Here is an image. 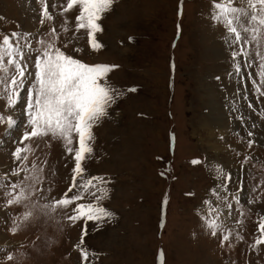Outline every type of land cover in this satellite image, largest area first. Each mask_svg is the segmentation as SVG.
I'll return each instance as SVG.
<instances>
[{
	"label": "rangeland",
	"instance_id": "1",
	"mask_svg": "<svg viewBox=\"0 0 264 264\" xmlns=\"http://www.w3.org/2000/svg\"><path fill=\"white\" fill-rule=\"evenodd\" d=\"M217 2L223 0H117L103 20L101 50L74 41L87 49L72 53L74 58L115 66L108 82L123 93L109 116L94 127V153L86 164L88 176L108 181V196L100 205L113 218L100 225L72 224L61 211L12 234V218L23 209H4L0 194V248L16 257L12 264H88L82 262L79 246L88 250L91 264H264V246L259 252L251 247L264 201L246 205L244 216L234 207L231 217L227 210L219 217L233 233L231 248L221 247L202 224L206 210L202 201L213 199L216 167L230 169L247 192L259 184L257 195L264 193V120L258 116L264 110V96L258 97L247 79L250 71L259 83L257 46H250L255 63L245 70L244 83L229 76L232 61L223 43L224 30L211 20ZM48 3L54 19L41 26L37 0H0V39L14 31L31 32L38 47L36 40L52 39L48 32L54 27L63 49L78 7L61 16L67 0ZM65 18L69 33L60 27ZM260 52L264 54V45ZM245 93L248 98L241 99ZM3 103L0 114L7 115ZM241 114L246 123L239 119ZM248 130L258 140L251 149ZM6 131L0 124V175L14 166L11 152L16 144L4 135ZM22 131V126L14 130V138L18 140ZM244 155L252 159L241 170ZM37 158L46 167L51 196L59 198L72 183L71 155L60 142L51 141L30 160ZM237 220L243 223L238 225ZM236 233L244 239L237 241Z\"/></svg>",
	"mask_w": 264,
	"mask_h": 264
},
{
	"label": "snow or ice",
	"instance_id": "2",
	"mask_svg": "<svg viewBox=\"0 0 264 264\" xmlns=\"http://www.w3.org/2000/svg\"><path fill=\"white\" fill-rule=\"evenodd\" d=\"M37 2L40 5L39 24L44 26L54 17L48 0ZM116 2L67 0L61 16L78 7L74 30L63 43V49L68 51L58 46L61 37L54 27L48 32L52 39L36 40L38 47L32 43L35 37L31 32L14 31L0 39V101H4L2 107L8 110L7 115L0 114V124L6 125L4 135L16 144L11 152L14 166L10 172L0 175V194L5 198L4 209H23L12 218L9 229L12 234L41 218L53 219L61 211L72 224L93 221L100 225L113 218V213L100 205L108 196L105 187L108 181L101 176H88L86 164L94 153V127L109 116V109L123 93L108 82V74L115 66L90 65L74 58L72 53L87 50L77 47L74 41H85L93 51L104 47L99 34L103 31V20ZM213 8L211 20L224 30L223 43L227 45L232 61L228 75L244 83L245 70L252 69L255 63L250 47L255 44L259 83L250 71L247 79L252 80V89L257 96H264V54L260 52L264 45V0H223L215 3ZM60 27L62 32H70L68 18ZM240 98L246 100L247 93ZM247 107L253 109V104L248 103ZM258 116L264 120V110ZM239 119L246 123L243 114ZM21 126L23 131L17 140L13 133ZM256 127L253 121L252 129ZM247 137V148L251 149L258 140L253 130L247 131ZM51 141L60 142L74 161L72 183L59 198L51 196L52 187L46 167L38 158L30 160V157L37 156L38 150H42V145L47 146ZM236 154L240 156L239 151ZM250 159V155L243 156L241 170ZM43 163L46 165V161ZM192 163L200 164V161L193 160ZM215 181L210 190L213 199L202 201L206 206L202 224L211 236L219 239L221 247L227 244L231 248L233 233L225 229L219 217L225 214V210L227 217H231L234 207L240 216H244L245 206L259 205L264 201V193L257 195L262 187L259 184L247 192L243 180L234 178L231 170L223 166L215 168ZM73 189L77 191L69 195ZM87 197L92 200L78 203ZM69 211L70 215L67 214ZM247 211L250 212L251 208ZM236 223L240 225L243 221L237 220ZM256 232L258 235L251 247L259 252L264 246V213L259 215ZM235 239L240 241L244 237L236 233ZM83 242L81 236L80 245ZM79 251L82 262L91 264L88 250L79 246ZM0 253H4L0 258L4 264H12L16 260L13 254L4 252L2 248Z\"/></svg>",
	"mask_w": 264,
	"mask_h": 264
}]
</instances>
